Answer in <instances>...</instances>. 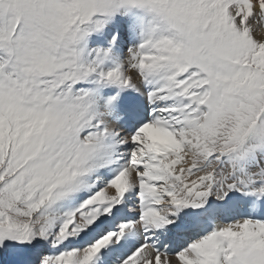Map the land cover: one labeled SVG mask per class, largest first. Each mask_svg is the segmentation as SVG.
I'll list each match as a JSON object with an SVG mask.
<instances>
[{
  "label": "snow or ice",
  "instance_id": "6c2138e0",
  "mask_svg": "<svg viewBox=\"0 0 264 264\" xmlns=\"http://www.w3.org/2000/svg\"><path fill=\"white\" fill-rule=\"evenodd\" d=\"M0 264H264V0H0Z\"/></svg>",
  "mask_w": 264,
  "mask_h": 264
}]
</instances>
